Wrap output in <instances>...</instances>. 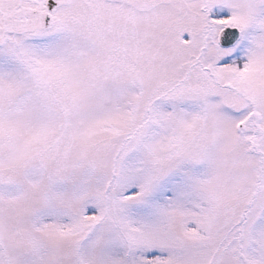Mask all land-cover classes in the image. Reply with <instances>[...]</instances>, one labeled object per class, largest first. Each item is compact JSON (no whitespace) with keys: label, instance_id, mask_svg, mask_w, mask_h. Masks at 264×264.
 <instances>
[{"label":"snow or ice","instance_id":"1","mask_svg":"<svg viewBox=\"0 0 264 264\" xmlns=\"http://www.w3.org/2000/svg\"><path fill=\"white\" fill-rule=\"evenodd\" d=\"M0 264H264V0H0Z\"/></svg>","mask_w":264,"mask_h":264}]
</instances>
